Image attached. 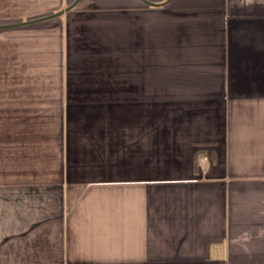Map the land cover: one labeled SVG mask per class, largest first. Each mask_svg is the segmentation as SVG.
Here are the masks:
<instances>
[{
	"label": "crops",
	"instance_id": "1",
	"mask_svg": "<svg viewBox=\"0 0 264 264\" xmlns=\"http://www.w3.org/2000/svg\"><path fill=\"white\" fill-rule=\"evenodd\" d=\"M26 21L0 264H264V0H0Z\"/></svg>",
	"mask_w": 264,
	"mask_h": 264
},
{
	"label": "water",
	"instance_id": "2",
	"mask_svg": "<svg viewBox=\"0 0 264 264\" xmlns=\"http://www.w3.org/2000/svg\"><path fill=\"white\" fill-rule=\"evenodd\" d=\"M69 8H70V7H69ZM69 8H67V9H69ZM65 11H66V9H65V10H62V11H60V12H58V13H55V14L52 15V16L62 14V13H64ZM45 18H48V17H45ZM38 20H41V19H38ZM32 22H35V21H26V22H22V23L0 25V29H1V28H10V27L19 26V25H23V24H28V23H32Z\"/></svg>",
	"mask_w": 264,
	"mask_h": 264
}]
</instances>
